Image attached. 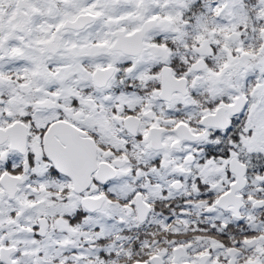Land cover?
<instances>
[{
    "label": "snow or ice",
    "instance_id": "obj_1",
    "mask_svg": "<svg viewBox=\"0 0 264 264\" xmlns=\"http://www.w3.org/2000/svg\"><path fill=\"white\" fill-rule=\"evenodd\" d=\"M0 264H264V0H0Z\"/></svg>",
    "mask_w": 264,
    "mask_h": 264
}]
</instances>
